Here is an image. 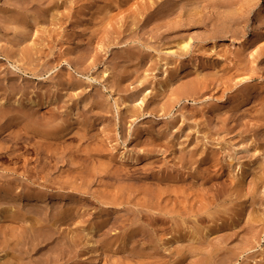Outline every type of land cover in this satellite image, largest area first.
Returning a JSON list of instances; mask_svg holds the SVG:
<instances>
[{
	"label": "rangeland",
	"instance_id": "rangeland-1",
	"mask_svg": "<svg viewBox=\"0 0 264 264\" xmlns=\"http://www.w3.org/2000/svg\"><path fill=\"white\" fill-rule=\"evenodd\" d=\"M1 84L0 264H264V0H0Z\"/></svg>",
	"mask_w": 264,
	"mask_h": 264
},
{
	"label": "bare ground",
	"instance_id": "bare-ground-1",
	"mask_svg": "<svg viewBox=\"0 0 264 264\" xmlns=\"http://www.w3.org/2000/svg\"><path fill=\"white\" fill-rule=\"evenodd\" d=\"M23 12V11H22ZM43 13V12H42ZM15 15H24L23 13H20V12H16L15 13ZM23 41V40H22ZM182 43V42H181ZM182 45V44H181ZM180 45V46H181ZM187 44H186V42H184V44L182 45V47H185ZM174 51V50H173ZM26 56V55H25ZM28 60V59H27ZM60 64V63H59ZM14 67L15 66H17V65H13ZM49 66V65H48ZM30 67V66H29ZM33 67V66H32ZM36 67V66H35ZM46 67V66H45ZM51 67V66H50ZM49 67V68H50ZM56 67V66H55ZM58 67V66H57ZM18 68V67H17ZM28 68V67H27ZM42 68V67H41ZM20 69V68H19ZM36 69V68H35ZM35 69L33 68V70L35 71ZM24 70V69H23ZM32 70V69H31ZM32 70V71H33ZM52 70H56V68L54 69V68H51L49 71H48V73L50 72V71H52ZM38 71H40V68H39V70ZM45 71V70H44ZM53 72V71H52ZM13 73V72H12ZM24 73V72H23ZM34 73V72H33ZM40 73V72H39ZM66 73V72H65ZM9 74V73H8ZM62 74V73H61ZM68 74V73H67ZM26 75H28V74H26ZM36 75V77H40V75H38V74H35ZM45 76V75H44ZM67 76V75H66ZM41 77H42V74H41ZM38 78V79H42V78ZM65 77V76H64ZM66 78V77H65ZM64 78V79H65ZM18 79V78H17ZM34 79V78H33ZM68 79V78H67ZM11 80V79H10ZM25 81V80H24ZM67 81V80H66ZM64 81V80H61L60 82H58L57 83V85H59L60 87L61 86H66V85H68L69 84V87H77V82L76 81H74V80H72V81ZM104 81V80H103ZM5 82V81H4ZM2 83V82H1ZM23 83V82H22ZM42 83V82H41ZM7 84V83H6ZM6 86V85H4V84H1L0 86ZM41 85V84H40ZM85 85V84H84ZM2 86V87H3ZM8 86V85H7ZM13 87V86H12ZM15 87V86H14ZM21 87V86H20ZM24 87V86H23ZM25 87H26V85H25ZM37 87V86H36ZM52 87V86H51ZM68 87V86H67ZM84 87V86H83ZM5 88V87H4ZM9 88H11V87H9ZM22 88V87H21ZM1 89V88H0ZM20 89V88H19ZM7 90V89H6ZM73 90V89H72ZM1 91H4L3 89H1ZM16 91V89L14 90H12V92H15ZM22 92H21V94L23 95V93L24 94H26V92H27V89L26 88H23L22 90H21ZM29 91V90H28ZM8 93H9V91H8ZM16 93H17V91L14 93L15 95H16ZM11 94V93H10ZM13 94V93H12ZM21 94H20V96H21ZM25 97V96H24ZM18 98V97H17ZM43 98V97H42ZM60 98V97H59ZM63 98V97H62ZM22 99H23V97H22ZM19 100V99H18ZM27 101V100H26ZM26 101H24V102H19V104L21 105V106H23V105H25L29 110H30V112L28 111H22L20 114H18V117H14L13 118V120L14 119H18V121L20 122V124H21V126L22 125H24L25 127H26V131L29 133V134H31V136H32V134H34L33 135V137L35 136V134H39L40 136H42L41 138H43V139H46V140H48V141H57V140H59V141H62L63 140V137H62V133L66 130V128H64V127H58V125H60V122L58 123H56V124H58V125H53L52 124V126H55V128L53 127V128H51V126H50V129H48V127L46 126V127H44V125H45V123H47L46 121H45V119L40 115L41 114V112L39 111L40 109L39 108H37V107H35V105H41V106H43V109L44 110H48V106H50V105H48V106H45L46 104H44V103H46V102H40V103H38L37 102V100H31L29 103H27ZM93 101V100H92ZM48 102V101H47ZM99 102V101H98ZM14 103V102H13ZM101 103V102H100ZM44 104V105H43ZM52 104V103H51ZM15 105V104H14ZM55 106V105H54ZM21 108H23V107H21ZM41 108V107H40ZM41 110H42V108H41ZM51 111V110H50ZM44 112V111H43ZM57 112V111H56ZM56 112H54V113H56ZM19 113V112H18ZM17 114V113H16ZM46 114V113H45ZM44 115V114H43ZM10 116V115H9ZM15 116V115H14ZM17 116V115H16ZM47 116V115H46ZM13 117V116H12ZM51 118H52V115L50 116ZM58 117V116H57ZM56 118V117H55ZM12 119V118H11ZM10 119V120H11ZM50 119V118H49ZM13 120H11V122H13ZM60 121V120H59ZM63 122V121H62ZM19 124V123H18ZM51 125V124H50ZM25 127H24V129H25ZM20 129V128H19ZM23 130V129H22ZM74 130V129H73ZM77 130V129H76ZM77 132V131H76ZM90 132V131H89ZM18 132H16V134H17ZM70 134V133H69ZM69 134H66V136L64 137V140H65V138L67 137V135H69ZM18 135V134H17ZM22 136H23V134H22ZM25 136V135H24ZM37 136V135H36ZM39 136V137H40ZM74 136V135H73ZM76 136V135H75ZM14 137V136H13ZM30 137V136H29ZM62 137V140L60 139ZM27 138V137H26ZM31 138V137H30ZM30 138H29V142H30ZM36 138V137H35ZM38 138V137H37ZM40 138V139H41ZM13 139V138H12ZM19 139H22V137L20 136V133H19V135H18V141H19ZM23 139H25V137H23ZM27 139H25L24 141H26ZM42 140V139H41ZM15 141V140H14ZM21 141V140H20ZM19 141V142H20ZM28 141V140H27ZM35 142V141H34ZM18 143V142H17ZM38 143H39V141H38ZM41 144L37 147V145L34 143V147H35V145H36V149H37V153L38 154H40V156H41V158H42V167L40 166V168H42V170L43 169H46L47 170V173L50 171L49 169H48V165H49V162L51 161L50 159H49V155L51 154V153H54V152H56V153H54V154H58L59 155V153H57L58 152V149H59V147L58 148H56V145H55V147L53 146L54 145V142H53V145L51 144H47L48 142H46L45 143V140H44V142H40ZM50 143V142H49ZM60 143V142H59ZM62 143V142H61ZM70 143V142H69ZM63 144V143H62ZM65 145V144H64ZM59 146H60V144H59ZM63 145H61V147H62ZM66 146V145H65ZM64 146V147H65ZM68 146H72V144H70V145H68ZM82 147V146H81ZM93 147V146H92ZM72 148V147H71ZM33 149V148H32ZM63 149H65V148H63ZM70 149V148H69ZM78 149L80 150V148L78 147ZM78 149H75V150H73V153L75 154H77L79 151H78ZM87 149V148H86ZM34 150V149H33ZM60 150H62V149H60ZM60 150H59V152H60ZM88 150V149H87ZM29 151V150H28ZM35 151V150H34ZM75 151V152H74ZM26 152H27V150H26ZM33 152V151H32ZM70 152V151H69ZM87 152V151H86ZM85 152V153H86ZM36 153V152H35ZM61 153H64V152H61ZM61 153H60V155H61ZM71 153H72V151H71ZM70 153V154H71ZM80 154V153H79ZM87 154H89V152H87ZM59 155V156H60ZM71 155H73V154H71ZM52 156H54L53 154H52ZM56 156L57 155H55V157L53 158V160L56 158ZM58 156V158L57 159H59L60 157ZM70 156V155H69ZM74 156V155H73ZM51 157V156H50ZM70 157H72V156H70ZM75 157V159H78V158H76L77 157V155H75L74 156ZM74 157H72V158H69L70 159V163L71 162H74V163H76L75 161H74ZM84 157V156H83ZM91 157V156H90ZM35 158H36V156H35ZM52 158V157H51ZM34 159V158H33ZM48 159L50 160L49 162H48ZM73 159V160H72ZM86 160H88V158H85ZM129 159V158H128ZM61 160V159H60ZM85 160V161H86ZM30 161V160H29ZM122 161V160H121ZM120 161V162H121ZM124 162V161H123ZM131 162V161H130ZM119 164H121V163H119ZM136 164V163H135ZM26 165H28V164H26ZM38 165V164H37ZM71 165V164H70ZM73 165V164H72ZM118 165V164H117ZM33 166V165H32ZM38 166V167H39ZM55 166V165H54ZM77 166V165H76ZM82 166V165H81ZM135 166H137V165H135ZM50 167V166H49ZM52 167H53V164H52ZM72 167V166H71ZM93 167V166H92ZM124 167V166H123ZM25 168H27V167H25ZM29 168V167H28ZM61 168V167H60ZM76 168V167H75ZM80 168H84V167H80ZM88 168V170H89V167H87ZM130 168V167H129ZM30 169H31V167H30ZM27 170V172L29 173V175L28 176H33L34 174L35 175H38L39 174V171H40V169H39V171H37L38 172V174L36 173V171L34 172V171H32V170ZM35 170V169H34ZM37 170V169H36ZM49 170V171H48ZM65 170V169H64ZM63 170V171H64ZM67 170H68V168H67ZM73 170H75V169H73ZM92 170V169H91ZM136 170V169H135ZM11 171V170H10ZM23 171V170H22ZM45 171V170H44ZM95 171V170H94ZM16 172V171H15ZM34 172V173H33ZM62 172V171H61ZM60 172V173H61ZM76 172H79L78 171V169H76V171H75V173ZM89 172H90V170H89ZM89 172H87V173H89ZM117 172V171H116ZM50 174H52L51 173V171L49 172ZM70 173V172H69ZM12 174V173H11ZM17 174V173H16ZM42 174V173H41ZM63 174V173H62ZM73 174V173H72ZM118 174V173H117ZM20 175H22V176H24V175H26V174H24V172L22 173V174H20ZM34 175V176H35ZM57 175V174H56ZM74 175V174H73ZM72 175V176H73ZM79 175V174H78ZM122 175V174H121ZM43 176V175H42ZM3 177V176H2ZM20 177V176H19ZM44 177V176H43ZM59 177H60V175H59ZM70 177H71V174H70ZM77 177H79V176H77ZM6 178V177H5ZM10 178H12L11 176H10ZM28 178V177H27ZM75 178V177H74ZM7 179V178H6ZM5 179V180H6ZM8 179H9V177H8ZM16 179V178H15ZM29 179H30V177H29ZM34 179V178H33ZM40 178H38V180H39ZM57 179V178H56ZM61 179V178H60ZM59 179V180H60ZM63 179V178H62ZM66 180H68L69 178H65ZM71 179V178H70ZM4 180V179H3ZM14 179H12V185H13V181ZM21 180V179H20ZM24 180V179H23ZM28 180V179H27ZM36 180H37V176H36ZM49 180V179H48ZM51 180V179H50ZM58 180V181H59ZM72 180V179H71ZM76 180V179H75ZM9 181V180H8ZM11 181V180H10ZM9 181V183H10V185H11V182ZM26 181V180H25ZM30 181V180H29ZM68 181H70V180H68ZM73 182H74V179L72 180ZM19 182V181H18ZM61 182V181H60ZM64 182V181H63ZM71 182V181H70ZM76 182V181H75ZM7 183V182H6ZM16 183V182H15ZM34 183H36L37 185H41L42 183L41 182H35V180H34ZM44 183V182H43ZM8 184V183H7ZM32 184V183H31ZM46 184V183H45ZM74 183H72L71 185H73ZM76 184V183H75ZM2 185V184H1ZM33 185V184H32ZM75 186V185H74ZM73 186V187H74ZM72 187V186H71ZM75 189H76V186H75ZM124 190V189H123ZM151 190V189H150ZM148 191V190H147ZM146 191V192H147ZM153 191V190H152ZM149 192V191H148ZM155 193V192H154ZM121 194V193H120ZM152 194V193H151ZM114 195H116V194H114ZM143 195H145V194H143ZM159 195H160V193H159ZM146 196V195H145ZM148 196H150V194L148 195ZM155 196V195H154ZM115 198V197H114ZM158 199H160V198H158ZM150 201V200H149ZM147 202L148 204H146V205H151V204H153L152 203V201H150V202ZM154 201V200H153ZM1 202V201H0ZM156 202V201H155ZM261 204V203H260ZM114 205V204H113ZM72 206V205H71ZM62 207H64V206H62ZM76 207V206H75ZM152 207V206H151ZM73 208V207H72ZM63 209H65V207L63 208ZM70 209H71V207H70ZM70 211V210H69ZM72 211V210H71ZM254 212V211H253ZM57 214V213H56ZM146 214V213H145ZM149 214V213H148ZM58 216H59V214H57ZM57 215H55V218H54V220H53V224H55V222L56 221H58V220H60V219H58L59 217H57L56 218V216ZM60 215H62V214H60ZM143 215H144V212H143ZM142 215V216H143ZM254 215V214H253ZM153 216V215H152ZM41 217V216H40ZM107 217V216H106ZM155 217V216H154ZM201 217V216H200ZM2 217H0V219H1ZM149 218V217H148ZM158 218V217H157ZM70 219H72V218H70ZM165 219V218H164ZM158 220V219H157ZM50 223H51V221H49ZM62 222V221H61ZM48 223V222H47ZM148 223V222H147ZM52 224V223H51ZM56 224H58V223H56ZM137 224V223H136ZM136 224H134V225H136ZM50 225V224H49ZM133 225V226H134ZM132 226V227H133ZM52 226H50V228H51ZM56 227V226H55ZM180 227V226H179ZM28 228V227H27ZM26 229V228H25ZM143 229V228H142ZM201 229V228H200ZM53 230V229H52ZM139 230V229H138ZM55 231V230H54ZM140 231V230H139ZM191 231V230H190ZM42 232H43V230H42ZM201 232V231H200ZM41 233V232H40ZM49 233V232H48ZM153 233V232H152ZM195 233H196V231H195ZM44 234V233H43ZM90 234H92V232L90 233ZM149 234V233H148ZM202 234V233H201ZM14 236V235H13ZM13 236H11L10 235V239H11V237L13 238ZM73 236V235H72ZM205 236V235H204ZM67 237V236H66ZM188 237V236H187ZM69 238H71L70 236H69ZM191 238V237H190ZM193 238V237H192ZM191 238V239H192ZM188 239V238H187ZM198 239H199V237H198ZM194 240V239H193ZM159 241V240H158ZM175 241H177V240H175ZM199 241V240H198ZM179 242V241H178ZM197 242V241H196ZM141 243H142V241H141ZM161 243V242H160ZM95 244V243H94ZM93 243H92V241L91 240H89V242H88V246H93L94 245ZM140 244V243H139ZM148 245V244H147ZM161 245V244H160ZM160 245H159V247H160ZM130 246V245H129ZM153 246H154V244H153ZM153 246H152V248H153ZM155 247V246H154ZM157 247V246H156ZM162 247V246H161ZM130 248V247H129ZM142 249V248H141ZM155 248H153V250H154ZM66 250V249H65ZM139 250V247H138V245L136 246H134L130 251L132 252V253H134V254H139L140 252L138 251ZM97 252V251H96ZM233 254V253H232ZM140 255V254H139ZM135 256V255H134ZM156 256V255H155ZM144 257V256H143ZM152 257V256H151ZM151 257H147L148 259L150 258V259H152ZM157 257V256H156ZM160 257V256H159ZM134 258V257H133ZM142 257H139V260H138V262L140 263V264H157V262H159V260H160V258H159V260L157 261L156 260V258H153L154 260H148L147 258V260L146 259H144V258H142ZM131 259V258H130ZM208 260V259H207ZM130 261V260H129ZM166 261V260H165ZM168 261V260H167ZM213 262H214V260H213ZM195 263V262H194ZM216 263V262H215Z\"/></svg>",
	"mask_w": 264,
	"mask_h": 264
}]
</instances>
